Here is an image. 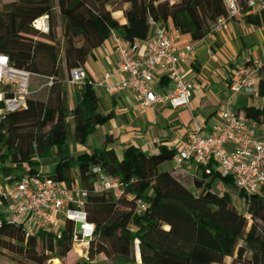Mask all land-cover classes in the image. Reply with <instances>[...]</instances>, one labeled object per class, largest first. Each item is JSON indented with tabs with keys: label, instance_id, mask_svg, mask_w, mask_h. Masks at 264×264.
Wrapping results in <instances>:
<instances>
[{
	"label": "trees",
	"instance_id": "trees-1",
	"mask_svg": "<svg viewBox=\"0 0 264 264\" xmlns=\"http://www.w3.org/2000/svg\"><path fill=\"white\" fill-rule=\"evenodd\" d=\"M112 1L12 0L0 9V54L7 56L14 68L54 79L44 100L29 97L22 110L0 116L1 175L11 183L14 172L25 165L39 166L38 159L55 149L57 164L51 177L67 184L78 181L88 191L84 214L94 226L86 259L78 260L72 248V222L65 221L58 235L39 232L26 236L20 227L2 221L0 253L9 251L38 264L50 257L71 264H223L226 258L231 259L229 264H264V188L252 196L238 191L245 205V214H241L228 192L213 190L216 180L227 186L233 182L213 171L211 162L199 166L201 176L193 179L194 191H190L169 172L160 171L176 151L150 156L129 147L119 160L112 149L104 147L76 158L69 156L68 118L73 124L72 141L83 145L113 114L100 112V99L87 79L77 86L80 101L69 111L62 65L67 73L83 67L92 51L112 33L129 43L146 40L150 19L162 25L170 22L182 35L200 41L215 20L226 14L222 0H119L127 6L114 10L123 11L125 24H119L107 8ZM55 8L61 21V46L56 37ZM263 13L246 14L244 22L263 26ZM43 17L48 21L46 33L34 27ZM256 96L264 101V63L258 70ZM235 114L264 129V106L243 107ZM94 166L125 185L118 198L93 192ZM138 201L145 204L140 213Z\"/></svg>",
	"mask_w": 264,
	"mask_h": 264
},
{
	"label": "built area",
	"instance_id": "built-area-1",
	"mask_svg": "<svg viewBox=\"0 0 264 264\" xmlns=\"http://www.w3.org/2000/svg\"><path fill=\"white\" fill-rule=\"evenodd\" d=\"M226 14L218 17L211 25L206 37L221 34L229 24L246 13L264 12V0H222ZM149 36L144 41L126 42L117 39L114 52L118 62L102 80L92 82L94 90L111 93L127 90L141 98L140 109L159 104L171 108L188 107L193 83L182 75L181 67L194 57L193 44L178 46L176 41L182 35L178 30L169 32L166 27L149 20ZM40 32H47L46 17L34 22ZM115 33L111 35L114 36ZM140 44L143 51H140ZM260 64L244 67L231 78L230 91L233 94L256 95ZM161 72L168 76L172 87L161 93L155 89V75ZM117 75L123 79L112 81ZM34 76L27 71L14 68L8 57L0 54V115L14 113L25 108L30 96V81ZM45 87L53 84V78H44ZM86 80L83 67L68 72V83L79 86ZM171 160L175 166L189 164L207 167L211 162L221 178H230L233 186L246 196L260 194L264 188V129L247 119L238 118L227 104L217 110V120L210 133L196 126L186 133L180 149ZM210 171L206 169V173ZM94 193H111L118 198L124 188L119 180L111 179L103 170L94 166ZM1 174V170H0ZM88 191L78 181L67 184L57 181L41 171L24 172L11 183L0 187V225L5 221L20 227L26 236L39 232L58 235L65 221L75 226L72 234V248L86 259L88 242L93 236L94 226L85 219L84 206ZM138 212L145 210V204L137 202ZM81 255V254H80Z\"/></svg>",
	"mask_w": 264,
	"mask_h": 264
},
{
	"label": "crops",
	"instance_id": "crops-1",
	"mask_svg": "<svg viewBox=\"0 0 264 264\" xmlns=\"http://www.w3.org/2000/svg\"><path fill=\"white\" fill-rule=\"evenodd\" d=\"M111 15L119 24H125L122 10L113 11ZM243 17L233 20L224 33L213 34L200 41H193L190 36L181 35L176 41L178 46L193 44L195 49L192 61L181 67L184 78L193 83L188 107L171 108L155 104L140 109L141 98L127 90L111 93L95 90L100 99V112L104 114L111 112L113 118L106 124L96 127L83 145L75 144L72 138L70 142L68 140L69 156L76 158L104 147L112 149L119 160L129 147L139 149L150 156L166 151L177 152L186 133L194 127H202L205 133L211 132L217 120V110L221 105L227 104L234 112L243 107L264 106V101L256 95L233 94L230 91L231 78L234 74L244 67L264 63V25L246 24ZM164 26L169 32L174 29L170 22ZM117 39L122 38L116 33L114 36L110 35L102 46L92 51L83 66L87 80L100 81L116 66L118 58L114 47ZM142 51L143 45L140 44L139 53ZM123 78L124 76L117 75L110 82ZM62 82L63 87L67 85L68 88L67 91L64 90V97L70 111L80 101L79 91L68 83V78ZM171 87L168 76L157 72L156 91L167 93ZM68 119L71 136L73 124L71 118ZM38 163L37 167H28L27 170L23 167L22 171L14 172L13 175L16 177L32 170L51 176L52 174L47 173L44 168L51 166L53 170L55 169L56 150L52 149L48 156L38 159ZM168 163L171 168L169 173L187 189L184 181L190 179L194 191L193 179L201 176L199 166L189 164L175 166L172 160ZM8 184L9 182L0 174V187ZM212 188L214 191L216 188L217 191H225L224 185L218 180L212 183ZM135 257L137 263H140L138 252Z\"/></svg>",
	"mask_w": 264,
	"mask_h": 264
},
{
	"label": "rangeland",
	"instance_id": "rangeland-1",
	"mask_svg": "<svg viewBox=\"0 0 264 264\" xmlns=\"http://www.w3.org/2000/svg\"><path fill=\"white\" fill-rule=\"evenodd\" d=\"M12 2V0H0V9L4 4H8ZM124 7H127L126 5H122L121 3H119V0H113L108 6V10L110 11H114L117 8L123 9ZM55 14H56V20H57V29H56V37H57V42L60 44V46L62 45V37H61V21L60 18L58 16V10L57 8H55ZM46 33V32H45ZM62 55V52L60 53ZM68 78V73L64 68V65H62V71H61V79L62 81H66ZM45 79L38 77V76H32L31 77V81H30V98L33 99H41L44 100L46 95H47V88L45 87ZM76 90H78L77 86H74ZM67 85H64V90L67 91ZM69 120V119H68ZM70 132L71 130H69V134H68V140L70 142L71 136H70ZM24 170H27L28 166L25 165L24 166ZM47 170V173H54V170L52 169L51 166H48L47 168H44ZM160 170L164 171V172H171V168L168 162L162 164L160 166ZM72 177H76V173L73 172L72 173ZM184 184L186 186H188V189L192 190V182L190 179H187L184 181ZM224 190L226 192H228L231 196V200L233 203V206L238 210L239 213L241 214H245V205L243 203L242 200L239 199L238 197V190L233 186V185H224ZM225 191H217V188L215 190V192H217L218 194H221ZM76 251L78 252V254L76 253L74 256L76 259L78 260H83V255L82 253L79 252V249H76ZM37 252L38 254H43V250L41 248V246L39 245L37 248ZM46 254V253H45ZM81 254V255H80ZM137 254V247L135 248V255ZM231 261V259L226 258L224 260L223 264H229ZM0 264H38L34 261L28 260L20 255L11 253L9 251H5L2 250L0 253ZM42 264H71L68 263L66 261V259H57V258H49L48 260H45Z\"/></svg>",
	"mask_w": 264,
	"mask_h": 264
}]
</instances>
